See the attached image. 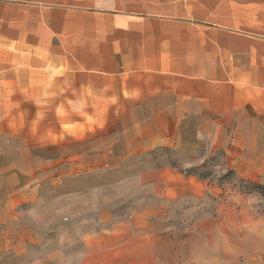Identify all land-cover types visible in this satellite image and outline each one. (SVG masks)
<instances>
[{"label":"crops","instance_id":"0c3cea01","mask_svg":"<svg viewBox=\"0 0 264 264\" xmlns=\"http://www.w3.org/2000/svg\"><path fill=\"white\" fill-rule=\"evenodd\" d=\"M12 101L54 123L6 122L18 136L27 130L19 155L6 158V211L46 193L75 207L57 227L65 235L20 222L6 230L2 258L264 264L263 221L259 235H239L229 205L186 203L220 192L201 176L140 171L115 209L101 178L160 150H209L264 186V0H0V108ZM64 142L67 154L48 152Z\"/></svg>","mask_w":264,"mask_h":264},{"label":"rangeland","instance_id":"374dc122","mask_svg":"<svg viewBox=\"0 0 264 264\" xmlns=\"http://www.w3.org/2000/svg\"><path fill=\"white\" fill-rule=\"evenodd\" d=\"M4 102L6 103V101ZM12 102L14 107H10V110H6V105L0 108V238L6 236V230L17 231L18 222L23 225L28 224L33 229L36 226L43 227L42 230L45 235H54L57 233L65 235L67 233L66 228L59 227L58 229L57 227L65 223L64 219L68 216V205L75 207L72 204V200L65 195L57 196L52 195L53 193H46L38 197L40 201L34 198V201L17 204L13 207L12 211H6V170H10V165L6 164V158L19 155L20 149L24 146L20 138H23L27 131L20 132V136H18V132H10L6 129V122L9 120L12 124L24 123L27 124L25 126L26 128L29 124H33L35 119H38L39 122L47 120L49 122L53 121L54 123V117L50 115L45 114L37 117L22 115L21 112L23 109H20L18 106L21 101ZM6 112L10 114L6 115ZM41 133V131L37 132L38 135ZM63 145L64 147L59 148L57 146L53 149L48 148L47 150L48 152L55 151L56 155H65L68 150L66 146L69 144L67 145L64 142ZM47 150L42 149L41 151L46 152ZM22 166L29 167L27 164H23ZM163 166H171L182 172L199 175L208 185L213 183L219 187L220 192L217 195H211L213 192L210 194V191H208L209 195L205 198L189 199L190 201L186 203L229 205L230 207L228 206V208L232 209L229 214L233 213L234 215L236 234L242 235V231L238 230H242L243 228L245 230L248 228H251V230L255 229L253 233L257 235L261 233L259 225L262 224H257L256 220L264 222V186L240 178L234 171L227 169L226 165L222 162L221 155L211 156L209 150L206 153H198L197 156L194 152L179 154L176 152L172 153L169 150H160L146 159L138 160L133 164L123 165L112 171H107L106 176H101L102 182L105 177L108 182L107 189L104 191L107 205L115 209L121 203L118 202L121 200L120 198L118 199L120 192L123 194H131L128 188L124 190L122 184L129 183L132 175H136L140 171L148 168L154 167L156 169ZM98 183V179L95 178L89 180L86 186L89 187L90 184V187H94L98 186ZM78 184L82 186L81 182H78ZM66 186V183H64L63 187L65 188ZM226 188L229 189V194L223 192ZM57 211L63 214L59 216L57 215ZM220 236L221 233L219 232ZM174 262L172 261V264H178L179 261L177 263ZM186 262L187 264H192V261ZM203 263L208 264L209 261L204 260ZM0 264H19V260L14 258L9 260L2 258V255H0Z\"/></svg>","mask_w":264,"mask_h":264}]
</instances>
